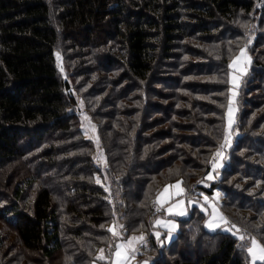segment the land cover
<instances>
[{
  "label": "trees",
  "instance_id": "obj_1",
  "mask_svg": "<svg viewBox=\"0 0 264 264\" xmlns=\"http://www.w3.org/2000/svg\"><path fill=\"white\" fill-rule=\"evenodd\" d=\"M241 46L250 58L229 135L228 65ZM90 71L98 81L85 84ZM78 96L107 153L102 183ZM117 103L109 117L103 107ZM263 104L264 0H0V220L18 255L52 264L73 248L75 264H108L114 227L145 233L148 264H249V239L264 245ZM105 115L104 133L94 117ZM74 136L83 148L63 159ZM176 179L197 199L221 190L230 230L206 229L192 205L159 244L154 197Z\"/></svg>",
  "mask_w": 264,
  "mask_h": 264
},
{
  "label": "rangeland",
  "instance_id": "obj_2",
  "mask_svg": "<svg viewBox=\"0 0 264 264\" xmlns=\"http://www.w3.org/2000/svg\"><path fill=\"white\" fill-rule=\"evenodd\" d=\"M186 38V37H184ZM250 58V54L249 52L246 50V48L244 46H241L238 51L231 57L230 61H229V68H228V74H227V79H228V92H227V97H226V104H225V109H224V116H223V120H224V125L226 127V129L228 130V133L230 135L231 133V127H229V108L232 109L231 112V119L234 122V117L236 114V93L238 90V85L240 83L241 77L244 74V72L246 71V68L248 66V61ZM91 73H88L86 75V77L84 76V81L85 84L86 82H92V81H98V75L95 74L93 71H90ZM104 73V72H103ZM107 76L109 75V73H105ZM96 76V77H94ZM105 93L103 92V90H100L97 94L96 97L97 98H105L107 97L106 91H108L105 88ZM254 93V97L259 95V89H257L256 91H253ZM112 94L110 93L108 96L110 97ZM87 97V96H86ZM113 99H118V97H116L115 94H113ZM88 98V97H87ZM78 101H77V105H76V109L79 112V118L81 120L80 126L82 127L83 133L82 135L85 137H90V141L91 144L94 146V149L91 151L93 153V158L94 161L96 162V164L98 165V171H96L95 173V179H99V181L102 183L103 177H105L106 175V165H108V161H107V153H105V151L103 150L104 147L101 146V143L98 142V136L96 133V128H95V121L89 117V115L87 114V111H84V106L85 104L81 101L80 97L78 96ZM108 101H111V99L107 98ZM86 101V100H85ZM79 102V103H78ZM113 102H119L118 100H114ZM112 102V103H113ZM118 103L116 105H105L103 108H106V113H108V116L110 117L112 115V109L115 108V106H117ZM264 105V104H263ZM96 120L100 121L102 128V132L105 133L106 130L109 131V127H108V122H107V115H105L103 118L102 117H94ZM103 121V123H102ZM232 122V125H233ZM231 125V126H232ZM113 134V133H112ZM75 138V143L70 142L71 143V148H67V150L64 151V156L70 155V153H72V151H81L83 148V141L80 139V137H76ZM69 140L71 139V141L73 140V136H71L70 138H68ZM69 153V154H68ZM62 154V155H63ZM106 154V155H105ZM79 158H81L79 156ZM215 165L220 164V156H216V159L214 160ZM72 165L70 162H66L65 167L66 166H70ZM84 166V164H82ZM212 177V173L210 174ZM55 175L51 176V184H55L57 181H59V179H57V177L55 176V178L53 177ZM8 178V177H7ZM6 182V186L7 190H11L13 185H14V181L13 180H9V178L7 179ZM179 182L180 184V189H182V191H179L178 189H176L175 187H171L169 188V192L171 193V199L168 200L167 203H164L163 206L159 205L156 203L157 200V196L159 193H161L163 191V189L166 186H170V185H176ZM203 183H207V181H203ZM29 190V193H31V190ZM177 192H179V194H177ZM205 197H207V200H205ZM222 198V191L219 189L214 190V192L210 195H206L203 194L200 196V199H197V196H188L186 194V190L181 182L180 179H176L172 182H168V183H164L160 186V188L158 189V191L155 194L154 197V203L155 206L157 208L160 209V212H158L152 219V226L150 227V232L154 235V237H156L157 242L159 244L162 243H166L168 242L175 234V231L177 229V221L179 217H183L186 216L188 214V210L190 209V207L192 205H197L200 209H202V211H204L205 213V217L203 219V224L205 226L206 229L208 230H215L218 227L215 228H209L207 227V224L210 221H213V219H215V222L219 224V227H221L222 229L228 230L229 227L231 228V226L228 223H225L224 221L220 220V216L222 215L223 217H225L224 213L222 212V210L219 207V202L220 199ZM30 199V198H29ZM29 201V200H28ZM180 201H183L182 204L179 205V208L173 207V205L178 204ZM22 203V202H21ZM24 205V202L23 204ZM169 207H173V214H170L168 212V208ZM179 211H183L184 215H177L175 213L179 212ZM230 214L236 216L237 218H239L240 220L244 219L242 216V211L237 210V209H230ZM226 218V217H225ZM159 220L161 221L160 224H157L156 221ZM171 224H175L176 227L174 230L170 231V226ZM156 233H159V238H157ZM0 235L2 237V239L4 240V243L1 245L0 247V264H36L33 260L31 261H27L26 263H24L25 260H27V257H25L23 255L20 256L18 255V251L16 247L19 243L16 239V236L13 232V230L11 229V224L6 223L2 220H0ZM143 235L145 238V233L144 232H137V233H130L126 238H121L120 236H114L115 238V242L113 243L112 246V253L109 257V261L108 264H114V261L116 260V257L114 256V250L116 245H125V248L121 249L122 251V257H121V264H145V262H149V260L145 257V256H139L138 252L140 250V246L144 243V241L146 240V238L143 241L140 240H136L133 242V244L129 247L127 242L128 240H130L132 237H139ZM253 238V237H252ZM252 238L249 239V244H248V248L251 247V240ZM258 242V241H257ZM259 243V242H258ZM17 244V245H16ZM260 244V243H259ZM72 247V246H71ZM63 249V248H62ZM70 250L66 251V250H62L60 251L61 253H57L55 256L57 257V259H54L55 256L53 257V259L51 258V263L52 264H75V262L73 261L72 258V252H73V248H69ZM248 252V249H247ZM18 255V257H16ZM96 255L98 257H100L101 255L104 256L103 252L97 251ZM32 257H37L38 262L40 261L41 264L44 262V258H42L40 255H32ZM31 257V258H32ZM29 259V258H28ZM20 262V263H17ZM248 262L249 264H252V258H251V254L248 252ZM39 264V263H38ZM77 264H80L79 261L77 262ZM90 264H104L98 261H91Z\"/></svg>",
  "mask_w": 264,
  "mask_h": 264
},
{
  "label": "snow or ice",
  "instance_id": "obj_3",
  "mask_svg": "<svg viewBox=\"0 0 264 264\" xmlns=\"http://www.w3.org/2000/svg\"><path fill=\"white\" fill-rule=\"evenodd\" d=\"M231 112L232 109L229 108V127H231L232 125V119H231ZM227 139V138H226ZM217 156L220 155L219 152L216 153ZM213 167H215V163L213 164ZM209 179H211V175H209L208 177ZM97 183H100L99 179H97ZM171 187H175L176 189H178L179 191H182V189H180V184L179 182L176 185H170V186H166L163 191L161 193L158 194L157 196V200L156 203L163 206L164 203H167L168 200L171 199V193L169 192V188ZM107 190V189H106ZM177 194H179V192H177ZM205 200H207V197H205ZM183 201H180L178 204L173 205V207L179 208V205L182 204ZM173 207H169L168 208V212L170 214H173ZM157 211H159V208H157ZM177 215H184L183 211H179L177 213H175ZM220 220L224 221L225 223H227V220L225 217H223L222 215L220 216ZM157 224H160L161 221L157 220L156 221ZM176 227L175 224H171L170 226V231L174 230ZM207 227L209 228H215V227H219V224L215 222V219H213V221H210L207 224ZM233 228H235V225H232ZM230 230V229H229ZM109 231L112 232L113 236H118L119 233H117L113 228H109ZM159 233H156L157 238H159ZM145 238L143 235L139 236V237H132L130 240H128L127 244L130 247L134 241L136 240H140L143 241ZM241 240L244 239L243 236L240 237ZM125 248V245H116L115 250H114V256L116 257V260L114 261V264H121V257H122V251L121 249ZM101 252H103V249L100 250ZM248 252L251 254V258H252V264H256L257 261H261L264 262V245H261L257 242L256 238L253 237L251 240V247L248 248ZM99 259H104V256L101 255L99 257ZM145 264H147V262H145Z\"/></svg>",
  "mask_w": 264,
  "mask_h": 264
}]
</instances>
